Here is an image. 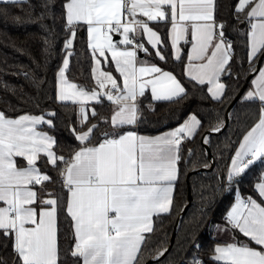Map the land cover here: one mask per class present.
I'll return each mask as SVG.
<instances>
[{
  "label": "snow or ice",
  "instance_id": "snow-or-ice-1",
  "mask_svg": "<svg viewBox=\"0 0 264 264\" xmlns=\"http://www.w3.org/2000/svg\"><path fill=\"white\" fill-rule=\"evenodd\" d=\"M21 2L0 0V12ZM41 7L39 19L58 20L64 36L54 102L72 106L63 122L72 142L57 138L55 108H0V264H146L149 257L264 264V0H43ZM84 33L90 84L67 75ZM22 74L40 90L44 77ZM197 93L225 106L223 114L208 109L214 123L193 110L157 134L141 131L157 102ZM237 97L254 118L237 122L239 131L230 129L208 160L204 146L230 127ZM197 136L213 199L202 196L196 227L206 222L218 242L201 255L193 232L191 247L172 260L167 233L155 248L150 242L157 220L171 215L179 165L194 154L189 147L185 156V145ZM250 173L256 178L244 194L239 185ZM215 193L228 201L218 222L210 216Z\"/></svg>",
  "mask_w": 264,
  "mask_h": 264
},
{
  "label": "trees",
  "instance_id": "trees-1",
  "mask_svg": "<svg viewBox=\"0 0 264 264\" xmlns=\"http://www.w3.org/2000/svg\"><path fill=\"white\" fill-rule=\"evenodd\" d=\"M42 3L43 0H22L20 4L11 6L10 14L5 15L0 12V108H6L7 103H10L18 109L36 114H39V110L55 108L59 114L57 117V123L59 124V131L56 133L57 138L68 144L72 142V138L64 130L63 122L69 118L72 106L69 104L68 107H62L54 102L55 72L62 59L60 50L64 36L58 20L53 25L51 16L46 15L43 20L39 19L44 11L41 7ZM54 10L58 11V9ZM16 17H19V19ZM42 25H47L52 34L49 35V31H46ZM152 26L154 28L158 27L155 24ZM46 38L50 42L49 45L44 43ZM85 41V33L76 39L75 54L70 61L71 70L67 74L71 81L78 84H90L88 79L90 64L83 51ZM236 43L237 54H243L241 51L242 45L239 41H236ZM46 48L48 49L47 52H45ZM50 53L52 55H49ZM22 73H29L30 76H35L36 79L44 77V83L41 85L40 90H37L32 80L26 79ZM228 82L231 83V81ZM246 87L247 85H245ZM49 96H52L53 99L49 100ZM148 96L150 99L149 93ZM147 103L148 101L145 100V104ZM37 104L39 110L36 108ZM224 107V105L212 104L210 101L200 99L198 93L175 103L157 102L154 114L145 113L148 122L141 125V131L147 134H157L158 131L166 130L165 126H176L178 121H182L187 113L193 110L202 114L205 125L208 126L216 120L215 111H208V109H220L221 114H223ZM229 111L234 113L230 127L223 129L219 135L212 134V143L211 146H208L211 157L217 144L225 142L224 138L229 134L230 129L239 131L237 122L243 125L250 123L254 118L250 107L241 105L238 99ZM74 118L72 116V119ZM203 131L204 129H201V132ZM232 139H236V137L232 136ZM200 143V137L197 136L195 142L185 145L184 155L187 156L189 147L194 149V154L187 161V164L183 161L180 163V177L175 185V203L171 215L163 214L162 218L157 220L155 224L156 231L153 233L150 242V246L155 248L165 239L164 233H167V243L170 246L169 252L172 253V260L181 258L185 249L191 247L189 241L193 232L198 235L201 255H205L208 249L218 242L214 239V230L206 222H202L200 227H196L195 218L199 215L203 204L207 202L202 199V196L207 197L208 201L213 199V193L209 189V185L213 183L211 173L200 166L205 159L198 148ZM207 159L211 160L208 156ZM220 163L223 164V161L221 160ZM255 178V175L250 173L239 185L244 194L250 192L251 182ZM188 191L191 195L190 200H188ZM215 199L216 203L212 205L210 216L214 222H218L228 201L224 199L221 193H215ZM188 201H190V204L185 213L182 214L179 208L185 203L187 204ZM172 237L174 238L171 242ZM177 253L180 255L178 256ZM0 254H3L2 247H0ZM168 258H162L161 264H165ZM148 261L150 262L148 263ZM146 264H154V262L149 257Z\"/></svg>",
  "mask_w": 264,
  "mask_h": 264
},
{
  "label": "water",
  "instance_id": "water-1",
  "mask_svg": "<svg viewBox=\"0 0 264 264\" xmlns=\"http://www.w3.org/2000/svg\"><path fill=\"white\" fill-rule=\"evenodd\" d=\"M241 94H242V93H241ZM237 99H238V97H237ZM234 104H235V103H234ZM234 104H233V105H234ZM233 105H231V106L228 107V111L231 109V107H232ZM205 148H206V150H207L208 157H209L210 159H212V157H211V152H210V150H209V147H208V146H205ZM190 197H191V195H190V192L188 191V200H190ZM189 204H190V201H188V203H187V207H186L185 210L182 212V214L185 213V211L187 210ZM173 238H174V237L171 238V242L173 241ZM169 247H170V246H169ZM149 262H150V261H148V263H149Z\"/></svg>",
  "mask_w": 264,
  "mask_h": 264
},
{
  "label": "crops",
  "instance_id": "crops-1",
  "mask_svg": "<svg viewBox=\"0 0 264 264\" xmlns=\"http://www.w3.org/2000/svg\"><path fill=\"white\" fill-rule=\"evenodd\" d=\"M85 35H86V33H85ZM141 58L147 59L146 57H144L143 53H141ZM149 94H150V92H149ZM215 236H216V233H215V231H214V237H215Z\"/></svg>",
  "mask_w": 264,
  "mask_h": 264
},
{
  "label": "rangeland",
  "instance_id": "rangeland-1",
  "mask_svg": "<svg viewBox=\"0 0 264 264\" xmlns=\"http://www.w3.org/2000/svg\"><path fill=\"white\" fill-rule=\"evenodd\" d=\"M226 239L225 237L221 236V240Z\"/></svg>",
  "mask_w": 264,
  "mask_h": 264
}]
</instances>
